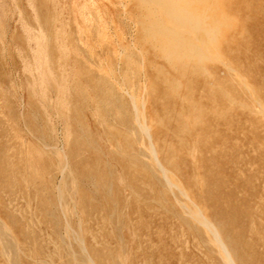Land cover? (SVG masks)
Returning <instances> with one entry per match:
<instances>
[{"label":"rangeland","instance_id":"374dc122","mask_svg":"<svg viewBox=\"0 0 264 264\" xmlns=\"http://www.w3.org/2000/svg\"><path fill=\"white\" fill-rule=\"evenodd\" d=\"M162 1L0 0V264L264 254V0Z\"/></svg>","mask_w":264,"mask_h":264},{"label":"bare ground","instance_id":"6f19581e","mask_svg":"<svg viewBox=\"0 0 264 264\" xmlns=\"http://www.w3.org/2000/svg\"><path fill=\"white\" fill-rule=\"evenodd\" d=\"M157 1L160 2V4L164 3V1H162V0H157ZM173 1L179 2V0H173ZM151 25H153V24H151ZM156 35L159 37L160 36L163 37L167 34H165L164 32H156L155 36ZM159 37H158V39H159ZM162 37H160V40H163V42H165V43H167L166 42L167 40L169 41L171 39L170 36H167L166 41H165L164 38H162ZM210 195H213V194L210 193ZM210 198L214 202L222 203L219 197L210 196ZM221 205H222L221 211L225 214V216L227 218L236 217L237 213H239V211L237 212L238 209L232 210L231 208H228L226 204H223V203ZM228 223L229 224L227 226H229V225L231 226L230 228H228L229 239L231 242V247H232L233 252L235 254V257L237 259V262L240 264H261L260 262H262L264 254H260V255L256 254L255 248H254L255 243L253 244L254 241L249 242L246 239L247 236H244V234H242L243 233L242 231H240L238 228L233 229L232 222L231 223L228 222ZM255 246H257V245L255 244ZM141 264H143V263L141 262Z\"/></svg>","mask_w":264,"mask_h":264}]
</instances>
